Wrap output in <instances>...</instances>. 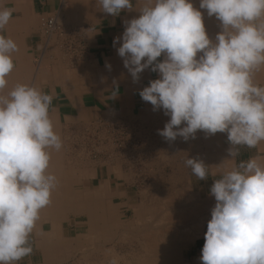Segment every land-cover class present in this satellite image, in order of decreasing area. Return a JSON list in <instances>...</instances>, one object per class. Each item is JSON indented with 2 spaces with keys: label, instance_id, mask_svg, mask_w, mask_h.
<instances>
[{
  "label": "clouds",
  "instance_id": "9594fccd",
  "mask_svg": "<svg viewBox=\"0 0 264 264\" xmlns=\"http://www.w3.org/2000/svg\"><path fill=\"white\" fill-rule=\"evenodd\" d=\"M98 3L114 17L134 10L132 0ZM199 9L220 22L214 40L191 0H144L113 46L120 43L117 53L133 82L146 69L159 74L139 95L170 117L160 136L173 142L195 139L198 130L206 137L226 132L235 159L241 147L264 142V86L255 79L264 70V0H200ZM13 11L0 7V30ZM17 52L18 44L0 34V264H18L33 253L30 237L58 185L48 171L51 153L63 147L50 114L54 93L23 83L4 93ZM185 165L199 180L208 179L202 160L187 158ZM210 195L216 203L202 264H264V156L223 172Z\"/></svg>",
  "mask_w": 264,
  "mask_h": 264
},
{
  "label": "crops",
  "instance_id": "0c3cea01",
  "mask_svg": "<svg viewBox=\"0 0 264 264\" xmlns=\"http://www.w3.org/2000/svg\"><path fill=\"white\" fill-rule=\"evenodd\" d=\"M59 3L61 0H0V7L14 10L9 24L0 30V34L11 37L19 46V52L13 53L16 66L7 78L8 85L4 93L17 83L34 86L48 94L54 93V110L50 114L55 130L63 141L60 151H52L48 170L59 177L58 185L52 192L51 204L41 210L40 220L30 237L33 253L18 264H57L61 258L70 254L71 248L76 247L72 245L70 238L77 234L67 235L66 226L72 219L75 221L82 215L85 216L84 213L73 212L75 199L83 196L95 203L97 190L103 184L112 200L116 196L125 200L130 197L128 183L113 180L110 171L98 168L97 161L90 156L82 158L79 137L84 130L97 121H123L129 125L144 126L147 120L155 123L158 114L148 113L151 104L142 100L139 91L149 86V81L159 78V74L146 69L140 74L139 81L133 82L123 65V59L117 53L120 43L113 46L114 38L122 36L125 30L123 22L138 18V11L144 0H132L134 10H123L115 17L102 12L98 0H64L61 10L63 21L66 27L80 32L86 46L83 56L72 59L64 57L55 42L46 44L39 33V18L51 15L59 8ZM219 24L220 22L213 25V40L221 30ZM163 58L162 55L158 60L162 61ZM106 64L111 65L110 70ZM255 79L264 86V74H256ZM113 91L118 93L114 97ZM227 135L226 132L211 135L214 136V141L217 139L219 146L215 149L214 145L208 146L207 149L208 157L210 152L213 153H210V160H216V164L211 166L218 168L217 178L224 172L225 153L231 147L230 143L225 145ZM255 156H264V148L241 147L238 157L232 159L228 156L230 163L228 162L227 167L230 170L240 161ZM52 231L55 233L54 237L47 243H40L42 232ZM206 231L207 225L188 250L196 259L201 257Z\"/></svg>",
  "mask_w": 264,
  "mask_h": 264
},
{
  "label": "rangeland",
  "instance_id": "374dc122",
  "mask_svg": "<svg viewBox=\"0 0 264 264\" xmlns=\"http://www.w3.org/2000/svg\"><path fill=\"white\" fill-rule=\"evenodd\" d=\"M191 1L196 7H199L200 0ZM204 23L205 25L208 23L212 27L219 22L214 18ZM148 113L158 114L155 115V123L149 120L145 121L146 124L143 127L148 130L142 133L141 144H135L132 152L128 153L129 157H133L132 159L126 158L125 153L118 152L119 149H113L115 143H118L115 140H123L121 135L114 132L111 138L106 139L107 135L97 130L94 151L97 166L104 171H110L111 176L114 177L113 180L128 183L131 191L130 197L128 200L117 196L113 200L112 197H103L104 199L101 201V205H103L100 211H103L116 222V225L107 227V229L103 228L95 233H89L86 216L83 215L75 221L72 219L70 223L68 222L69 224L65 225L68 227L67 235L77 234L70 238L72 245L76 247L71 248L70 254L61 258L57 264H110L113 258L117 259L118 264H139V260H143L140 264H144L146 259L147 263L145 264H152L151 261L154 264H175L176 262L164 261L165 257L161 254H159L161 256L152 257L155 261L149 258L150 255L148 256L149 251H152L150 250L152 249L151 245H157V242L159 245H166L169 239L180 243L179 262L177 261L176 264H202L201 260L196 259L188 250L194 240L201 236L202 229L211 219V209L216 203L215 198L210 195V188L214 183L212 181L217 178L219 173H217L218 168L212 167L216 164V160H210L212 152H210L211 155L209 153L208 157V145L205 143L203 131L198 130L195 139L184 141L181 137H177L175 141L169 142L160 136L157 130L163 129L170 117L165 116L162 109L153 111L152 105L149 106ZM224 142L225 145L230 143L227 138ZM216 146L214 144V149ZM83 152L85 151L82 150L81 152L82 158L83 156L89 158L88 155H83ZM187 158L202 160L208 166V179L199 180L194 176L191 169L185 165ZM223 163L225 164V172L229 170L227 167L228 156ZM192 199L195 202H201L196 204ZM193 208L197 214L190 213ZM196 218L198 219L196 220ZM196 223L197 226H195ZM169 230L170 232H168ZM184 230L188 235L181 232ZM185 235L187 236L185 237ZM170 240L167 245L171 243Z\"/></svg>",
  "mask_w": 264,
  "mask_h": 264
},
{
  "label": "built area",
  "instance_id": "2783aa9c",
  "mask_svg": "<svg viewBox=\"0 0 264 264\" xmlns=\"http://www.w3.org/2000/svg\"><path fill=\"white\" fill-rule=\"evenodd\" d=\"M63 4L64 0H61L59 8L51 15L41 16L39 18V33L45 43L50 41L55 42L64 57L71 59L74 57L78 58L83 56L86 46L77 29L66 27L61 11ZM37 63H39V60H37ZM97 130L105 133V135H107V137H105L106 139L111 138L114 132L121 135L123 140H115L118 143H115L113 149H119L118 152L125 153L126 158L132 159L133 157H129L128 153L132 152L135 144H141L140 141L143 139L141 135L148 129L137 124L129 125L123 121L110 123L104 121L95 122L84 130V133L81 134V138L79 137L81 152L82 150L85 151L83 155H88L95 160L96 154L94 151L96 147ZM138 134L140 135L137 136Z\"/></svg>",
  "mask_w": 264,
  "mask_h": 264
},
{
  "label": "bare ground",
  "instance_id": "6f19581e",
  "mask_svg": "<svg viewBox=\"0 0 264 264\" xmlns=\"http://www.w3.org/2000/svg\"><path fill=\"white\" fill-rule=\"evenodd\" d=\"M192 3H193V5H194V7H196V5L194 4V2L193 1H191ZM60 4V3H59ZM198 10H200L201 12H202V14H203V17H204V22H206L207 23V21H210V20H213L214 18H215V16H213V17H208L207 16V11L205 10V9H199V7H196ZM135 15V14H134ZM133 16V15H132ZM138 17V16H137ZM132 19V18H131ZM129 20V19H128ZM217 20V19H216ZM218 21V20H217ZM210 25H212V24H210ZM205 27H206V31H207V33H208V35H209V37L211 38L212 36H213V34H212V32L213 33H215V28L212 26V27H210L209 26V24L207 23V26L205 25ZM121 32V31H120ZM47 44V43H46ZM50 44V43H49ZM58 46V45H57ZM16 59V58H15ZM16 66V65H15ZM20 69V68H19ZM37 69V68H36ZM35 72V71H34ZM257 74H264V70H262V71H260V72H258ZM34 75V74H33ZM133 80V79H132ZM15 82V81H14ZM122 88V87H121ZM132 89V88H131ZM129 91V90H128ZM140 117V116H139ZM198 136V135H197ZM81 138V137H80ZM205 143H207V145L208 146H213L214 145V142L216 143L215 145H217V139L214 141V136L212 137L211 135L210 136H207L206 137V134H205ZM198 139V138H197ZM196 141V140H195ZM65 142V141H64ZM198 143V142H197ZM194 144V143H193ZM204 144V143H203ZM203 144H201V145H203ZM199 145V144H198ZM217 146H219V145H217ZM259 147H260V149L261 148H264V142H261L259 145H258ZM216 148V147H215ZM191 149H192V147H191ZM75 153V152H74ZM199 154V153H198ZM200 156V155H199ZM218 156V155H217ZM223 156V155H222ZM226 156H229V155H226ZM84 157V156H83ZM217 158V157H216ZM219 158V157H218ZM224 158V157H223ZM229 158V157H228ZM110 159V158H109ZM87 160V159H86ZM224 160V159H223ZM222 161V160H221ZM229 162V161H228ZM217 163H218V161H217ZM230 163V162H229ZM83 167V166H82ZM223 172V171H222ZM67 176V175H66ZM57 178H59V177H57ZM109 190V189H108ZM111 194H112V192H111ZM106 196V198L107 197H110V195H108V192L106 191V189H105V184H103L102 186H100L99 188H98V190H97V193H96V200H95V203L94 202H90L89 201V199L88 198H83V196H81V198H79V199H75L74 200V205L72 206L73 208H72V210H73V212H75V213H84L85 214V216H86V224H87V226H88V232L89 233H91V232H93V233H95V232H97V230H102L103 228L105 229H107V227H110V226H112V225H116V222H114L111 218H109L108 217V215L107 214H105L103 211H100V208H101V206L103 205H101V201H103L102 199H104L103 197H105ZM196 199V198H195ZM193 201H194V199H192ZM209 200V199H208ZM58 201V200H57ZM198 202H201V201H198ZM198 202L196 201H194V203H196V204H198ZM211 202H212V200H211ZM61 203V202H60ZM66 203H67V201H66ZM205 203V202H204ZM58 204V203H57ZM90 204H91V207H90ZM66 206H68V205H66ZM70 206V205H69ZM193 206V205H192ZM61 207V206H60ZM194 207V206H193ZM198 207H201V206H198ZM173 208V207H172ZM58 209V208H57ZM63 209V208H62ZM200 209H202V208H200ZM170 210H172L171 208H170ZM191 210H193L192 212H190V213H195V208H193V209H191ZM197 211H199L198 209H197ZM178 213V212H177ZM68 214V213H67ZM174 214V213H173ZM179 214V213H178ZM181 214V213H180ZM195 214H197V213H195ZM152 215V214H151ZM154 215V214H153ZM182 215H184V214H182ZM178 216V215H177ZM187 216V215H186ZM186 216H185V218H186ZM196 216V215H195ZM58 217V216H57ZM77 217V216H76ZM160 217V216H159ZM167 217H169V216H167ZM181 217H183V216H181ZM189 217H190V214H189ZM154 218V217H153ZM194 219H195V217H193ZM169 219V218H168ZM175 219V218H174ZM180 219V218H179ZM184 219V218H183ZM190 219V218H189ZM193 219V220H194ZM198 218H196V220H197ZM200 219V218H199ZM142 220V219H141ZM186 220V219H185ZM50 221V220H49ZM187 221V220H186ZM151 222V221H150ZM163 222V221H162ZM197 222V221H196ZM204 222V221H203ZM172 223H174V222H172ZM180 223V222H179ZM185 223V222H184ZM197 223H199V222H197ZM197 223H196V225L195 226H197ZM53 224V223H52ZM51 224V225H52ZM154 224V223H153ZM194 224V223H193ZM192 224V225H193ZM155 225V224H154ZM183 225V224H182ZM191 225V226H192ZM198 226H200V224H198ZM155 227H157V226H155ZM192 227H194V226H192ZM99 228V229H98ZM169 228V227H168ZM172 228H174V227H172ZM179 228V227H178ZM191 228V227H190ZM181 229V228H180ZM159 230V229H158ZM165 230V229H164ZM46 231V230H45ZM192 231V230H191ZM145 232V231H144ZM150 232V231H149ZM156 232V231H155ZM161 232V231H160ZM168 232H170V230L168 231ZM181 232H186L185 230L184 231H181ZM120 233V232H119ZM145 233H147V232H145ZM152 233V232H151ZM154 233V232H153ZM189 233V232H188ZM192 233H193V231H192ZM191 233V234H192ZM199 233V232H198ZM42 234H43V232H42ZM41 234V237H40V243H47L48 242V240H50L51 238H53L54 236V232L52 231V232H49V233H45L44 232V234L42 235ZM101 234V233H100ZM149 235H150V233H148ZM163 234V233H162ZM176 234V233H175ZM179 234V233H178ZM185 234H187V233H185ZM144 235V234H143ZM188 235V234H187ZM187 235H185V237L187 236ZM190 235V234H189ZM194 235V234H193ZM53 236V237H52ZM147 236V235H146ZM152 236V235H151ZM169 236V235H168ZM197 236V235H196ZM166 237V236H165ZM165 237H163V238H165ZM148 238V237H147ZM146 238V239H147ZM154 238V237H153ZM168 238V237H167ZM179 238V237H178ZM188 238V237H187ZM35 239V238H34ZM37 239V238H36ZM149 239V238H148ZM151 239V238H150ZM181 239H183V238H181ZM186 239V238H185ZM152 240V239H151ZM160 240H161V238H160ZM170 240V239H169ZM169 240L166 242V245H159L158 244V242H157V245H151L152 246V249H150V250H152L151 252L149 251V254H148V256H149V258H155V257H157L159 254H161V255H163L164 257H165V259H164V261H167V262H176L177 263V261H178V254H179V249L181 248H179V244L180 243H176V242H174V241H171V243L169 244V245H167V243L169 242ZM149 241V240H148ZM153 241V240H152ZM151 241V242H152ZM156 241V240H155ZM162 241V240H161ZM145 242H146V240H145ZM179 242V241H178ZM92 243V242H91ZM153 243V242H152ZM156 243V242H155ZM69 244V246H70V243H68ZM154 244V243H153ZM162 244V243H161ZM44 245V244H43ZM60 245V244H59ZM58 245V246H59ZM104 245V244H103ZM78 246V245H77ZM144 246V245H143ZM57 247V246H56ZM55 247V248H56ZM66 247V246H65ZM52 248V247H51ZM50 248V249H51ZM67 248V247H66ZM99 248V247H98ZM53 249H54V247H53ZM56 249H58V248H56ZM62 249V248H61ZM43 250V249H42ZM106 250V249H105ZM143 250V249H142ZM51 251V250H50ZM91 251V250H90ZM110 251V250H109ZM145 251V250H144ZM45 252V251H44ZM49 252V251H48ZM53 252H54V250H53ZM57 252V251H56ZM148 252V251H147ZM147 252H146V254H147ZM52 253V252H51ZM142 253V252H141ZM66 254V253H65ZM145 254V256H147ZM112 255V254H111ZM161 255H159V256H161ZM51 256V255H50ZM147 256V257H148ZM54 257V256H53ZM63 257V256H62ZM142 257V256H141ZM140 257V258H141ZM144 257V256H143ZM44 258V257H43ZM139 258V257H138ZM139 258V259H140ZM146 258V257H145ZM152 258V259H153ZM56 259V258H55ZM157 259V258H156ZM179 259H180V257H179ZM53 260V259H52ZM51 260V261H52ZM154 261H155V259H153ZM181 260V259H180ZM48 262H49V260H47ZM138 261V260H137ZM141 260H139V264L140 263H142V261L140 262ZM54 262V261H53ZM149 262H150V260H149ZM152 262V264H154L153 263V261H151ZM160 262V261H159ZM179 262V261H178ZM58 263V262H57ZM145 263H147V259H146V261H145ZM144 263V264H145ZM156 263V262H155ZM166 263V262H165ZM175 263V264H176ZM43 264H44V262H43ZM149 264V263H148ZM151 264V263H150ZM158 264V263H157ZM161 264V263H160Z\"/></svg>",
  "mask_w": 264,
  "mask_h": 264
}]
</instances>
